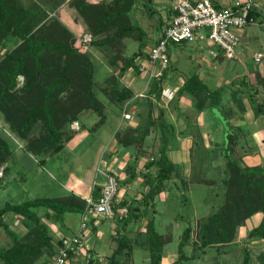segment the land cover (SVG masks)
Here are the masks:
<instances>
[{"label": "trees", "instance_id": "1", "mask_svg": "<svg viewBox=\"0 0 264 264\" xmlns=\"http://www.w3.org/2000/svg\"><path fill=\"white\" fill-rule=\"evenodd\" d=\"M51 1L53 5L50 6L55 9L66 0ZM69 1L93 37L91 48L103 54L110 66H114L118 60L122 62L120 68H117V74H107L103 92L123 110V105L133 101L136 96L134 90L126 86L120 77L128 69L139 73L135 58L142 55L148 45L144 29L130 15L139 0ZM44 3V0H37V3L25 6L20 0H0V39L8 35L20 39L19 44L7 51L0 60V112L9 128L24 142L23 150L37 157L40 163L61 151L73 137L70 123L79 113L89 110L99 116L93 129H98L107 119L103 103L93 90L96 72L94 52L84 50L85 44L76 43L74 33L57 17L46 19L44 13L47 7ZM252 14L257 17L254 12ZM129 37L135 38L138 46L132 54L124 56L125 39ZM112 47L115 48L113 54L109 52ZM21 74L24 76V84L18 88L16 79ZM259 77L256 75V80L264 87V78ZM163 80L153 82L148 89L149 95L138 98L146 99L144 124L125 127L114 133L122 148H131L135 144L143 149L150 133L155 129L159 131L158 155L144 164L147 169H155V174L145 175L148 190L144 195V203L160 193L164 183L172 178L175 168L167 155L173 136L171 126L166 122L161 106L156 107V116L152 113L151 97L159 101ZM223 89L219 87L209 90L197 75H191L185 79L171 101L186 94L191 98L193 109L201 111L217 105ZM254 114L259 115L256 106ZM224 115L227 116V113L224 112ZM35 129L37 133H34ZM237 135L236 131L228 133L225 146L221 149V165L225 175L221 183L225 188V200L198 225L202 246L232 241L236 229L256 212L261 213V218L249 230L248 237L264 239V166H248L242 162V155L236 153ZM16 144L0 128V165L12 159ZM100 192L101 186L94 184L90 196L96 201ZM86 205V198L74 193L39 197L21 203H5L0 208V227L9 236L10 242L0 245V263L35 264L41 256H53L54 246L61 245V240L54 238L49 224L63 227L65 213L82 214ZM121 207H126L128 215L117 213ZM113 208L114 220L119 228H124L131 219L138 218L144 212H136V207H130L124 199L114 203ZM39 209H43L42 216ZM9 212L23 219L27 225L25 233L19 235L8 227L4 216ZM189 229L186 227L183 230L178 243L180 255L177 264H181L187 257L183 247L188 244ZM146 232L150 264H161L166 237L156 231L153 218L147 219ZM117 233L120 236L119 243L109 258L110 264L115 263L116 255L124 248H129L127 238L122 236L120 230ZM72 255L70 252L69 256ZM256 259V264H264V251L257 254ZM90 261L92 264H102L92 259ZM241 264H254L246 250H243Z\"/></svg>", "mask_w": 264, "mask_h": 264}, {"label": "rangeland", "instance_id": "2", "mask_svg": "<svg viewBox=\"0 0 264 264\" xmlns=\"http://www.w3.org/2000/svg\"><path fill=\"white\" fill-rule=\"evenodd\" d=\"M20 1L25 6H31L33 3H37V0ZM91 1L98 2L101 0ZM103 1L110 2V0ZM44 2L43 5L47 7L44 13L46 19L57 17L74 33L76 43L81 42L86 45L84 50L94 52L93 54L96 57L94 58L96 61V72L93 90L103 103L107 119L98 129H93L99 116L94 111L89 110L79 113V116L71 121L77 120L79 122V129H72L74 135L70 139L71 141H67L68 143H65L64 149L54 155L51 161L46 159L47 161L42 165H39L27 156L22 160H19L18 156H16V159L12 157L6 163L1 164L0 208L7 202L21 203L34 198L53 197L76 191L83 196H88L94 184H99L100 186L103 184L102 171L111 172L115 175L118 182V190L116 193L118 201L124 199L130 207H136V212H140V214L144 212L138 218L131 219L124 228H119L114 219L96 218L91 217L90 214H86L88 221L84 229V234L82 235L83 243L79 252L73 254L66 264H92L91 259L102 264H110L109 258L119 243L120 236L117 233L118 230L121 231L122 236L127 238L129 248H124L116 255L114 264H150L149 251L145 240V234L147 233L146 222L148 218H153L156 231L166 237V241L162 247L161 264H177V258L180 255L178 243L186 227L190 228L188 244L183 247V253L187 254V257L182 260L181 264H241L243 250L249 253L252 262L256 264L257 254L264 251V239L250 238L248 237V232L260 221V212L251 215L236 229V234L232 241L208 246H202L200 244V230L198 225L200 226V222L210 213L216 211L225 200V188L221 183L225 175L221 162L214 170L206 171V174L211 175L210 178L215 183L213 186L200 184L201 181L203 182L209 179L206 178L205 170H201L200 178L197 180L199 182L198 185L189 192H185V189L181 192L182 188L178 187L177 182H174L173 185L170 182L164 183L160 193L153 197V200L144 203V195L148 190L145 185V175L155 174L153 167L147 169L144 164L158 155L160 146L159 131L155 129V132L150 133L143 149L138 148L135 144L131 148H122L119 145L114 137L115 131L132 126V121L127 119L124 127L120 129L116 127L117 115L121 112L122 108H118L115 103L109 100V97L103 92V87L108 73L115 72L117 74V68H120L122 63L121 60H118L114 66H110L106 62L103 54L91 48L90 43L93 37L87 30L81 16L69 3V0L64 1L55 9H52L50 6L53 5V1L44 0ZM254 26L248 29L253 33L257 32L260 35V40L248 42L249 48L245 54L247 55V59L249 58L248 63L256 67V65L262 64L264 61V57L260 63L254 62L252 58L254 51L264 52V42H262L264 39V27ZM87 36H90V40L85 39ZM19 42L20 39L18 37L11 35L0 39V60L7 51L17 46ZM243 42L240 39L237 51L241 50ZM125 46L126 48L123 49L124 56H129L137 49L138 41L133 37L126 38ZM114 49V47L110 48L109 52L111 51V54H113ZM144 50L146 51L147 47ZM185 51H188V49H185ZM172 53H175L173 49ZM176 67L180 70L178 65ZM180 71L182 72V70ZM136 75L131 69H128L120 79L127 85L130 80L136 79ZM126 76L129 78L125 81ZM141 77L142 79L138 78L136 81V84H139L141 89L134 92L137 94L142 91L144 96L133 97V101L130 100L123 105V109L125 108V110L130 111L131 114L132 111L130 108L133 104L139 105L140 103L138 102L140 101L146 102V99L140 100L138 98L149 95L148 89L150 87L148 89L146 88L150 86L149 79L144 74ZM23 84L24 76L21 74L16 79V87L20 88ZM143 102L141 103L145 104ZM159 103L163 106V103L160 101ZM145 115L146 109L142 121L132 127L144 124ZM81 126H83V129H80ZM0 128L10 136L11 140L15 143H20L21 148H23L24 142L9 128L1 112ZM34 133H37V129L34 130ZM112 137H114V141L111 148H106L107 153L105 152L102 155L103 149L108 145ZM216 141H222V139L217 138ZM16 146L19 145L16 144ZM258 148H260V145ZM197 155L195 158L200 157ZM184 157L186 161L189 160L187 155ZM35 158L37 159V157ZM103 161H106V163H103ZM260 161L261 163L259 164L264 166V156L262 159L260 158ZM210 162L208 161V163ZM212 164H215V161ZM175 180H178V178ZM38 212L41 216L43 215V209H39ZM128 213L129 211L126 209L124 214L128 215ZM64 216L72 220V224L74 225L73 229H76L79 225L81 229V213L68 212ZM4 219L8 227L17 234L21 235L27 231V225L23 223V219L20 216L9 212L4 216ZM95 221H97V225H93ZM49 226L52 232L55 226L60 227L55 223H50ZM9 242V236L0 227V245H7ZM54 248L55 253L53 256H41L35 264H48L51 262L56 254L57 245Z\"/></svg>", "mask_w": 264, "mask_h": 264}, {"label": "crops", "instance_id": "3", "mask_svg": "<svg viewBox=\"0 0 264 264\" xmlns=\"http://www.w3.org/2000/svg\"><path fill=\"white\" fill-rule=\"evenodd\" d=\"M179 1L139 0L132 8L130 15L144 29L148 40L147 48L156 42L162 29L170 22L175 14V6ZM234 3L235 0H214V4L217 7H231ZM253 12L258 18L264 17V0H255ZM251 26L254 25L246 26L238 31L240 39L244 42L241 50H236V57L232 60L224 58L218 46L210 41L196 40L169 46L170 66L163 80L164 84L171 86L176 92L182 87L186 78L191 75H197L199 80L209 90L219 87L224 88L218 104L204 108L201 111L193 109L191 98L186 94L169 102L168 105L163 104V106L158 100L151 97L153 115H157L155 105L161 106L164 118L170 124L173 132L167 155L175 164V168L172 178L166 183L170 182L173 185L174 182H177L178 187L182 188L181 192L183 189H185V192H189L198 185L199 182L197 180L200 178L201 170H205L206 178L209 179L205 180L206 183L201 181L202 183L200 182V184L207 186L215 184L210 178L211 175H207L206 171H212L220 165V153L223 146H225L228 133L233 131L238 133L236 153L242 155L244 164L248 166L258 165L261 163L260 158L262 159L264 156V87L256 80V75L260 76L259 78H264V61L262 64L256 65V67L248 63L249 58L247 59L245 54L249 48L248 42L260 40V35L257 32L253 33L248 29ZM262 42H264V39ZM172 49L175 53H172ZM185 49H188V51H185ZM256 52L258 51L253 52V56ZM261 53L264 57V52L261 51ZM176 65L182 72L177 69ZM128 78L126 76L125 81ZM135 78V80H130L129 84L125 85L134 91H138L141 87L136 84V81L138 78L142 79L141 74L137 73ZM144 82L146 83V81ZM255 106L259 110V115L257 116L254 114ZM130 109L132 111L130 121H132L131 125L134 126L142 121L147 105L133 104ZM224 112L227 113V116L224 115ZM125 123L126 120H123L121 111L117 115L116 127L120 129L125 126ZM217 138L222 139V141H216ZM113 141L114 137L105 146L102 155L107 151L106 148H111ZM259 145L260 148H258ZM21 150H23L21 145L14 148L13 159L18 156V159L22 160L27 156L39 165H42L47 160L51 161L53 156L57 154L46 157L47 160L45 159L40 163L31 153ZM186 155L189 157L188 161L184 157ZM196 155L200 157L195 158ZM199 161L201 162L200 164ZM208 161L211 162L208 163ZM214 161L215 164H212ZM103 163H106V161H103ZM196 168L198 169L195 171ZM103 178L102 181L104 180ZM176 178L178 180H175ZM175 186L177 187V185ZM91 192L92 189L88 196H83L77 191L70 193L87 198L91 195ZM94 224L97 225V221ZM73 226L72 220L64 216V226H55L53 228L54 238L60 239L62 236L76 233L84 234L85 228L80 229L79 225V227L77 226L76 229H73Z\"/></svg>", "mask_w": 264, "mask_h": 264}, {"label": "built area", "instance_id": "4", "mask_svg": "<svg viewBox=\"0 0 264 264\" xmlns=\"http://www.w3.org/2000/svg\"><path fill=\"white\" fill-rule=\"evenodd\" d=\"M255 0H235L231 7H217L214 0H180L175 6V14L170 22L162 29L156 42L142 54L135 58L139 74L147 75L150 86L155 81L165 78L170 66L169 46L182 42L196 40L210 41L218 46L224 58L232 60L236 57L237 46L240 43L239 30L249 25L264 27V17L253 16ZM90 40V36L85 38ZM263 57L261 52L253 56L255 62H260ZM150 86H147L148 89ZM174 89L164 84L160 91L159 101L164 105L173 99ZM135 96H144L143 92ZM132 114L123 109V120H129ZM71 129H79V122L74 120ZM18 145H21L17 142ZM2 175V171H0ZM104 177L99 198L95 201L92 196L86 198V209L82 213L81 229L87 226V216L96 218L114 219L113 205L118 202L116 193L118 183L114 174L102 171ZM126 207L117 209L119 215L124 214ZM82 234L62 236L61 245L57 246L56 254L48 264H66L69 253L79 252L82 245Z\"/></svg>", "mask_w": 264, "mask_h": 264}]
</instances>
